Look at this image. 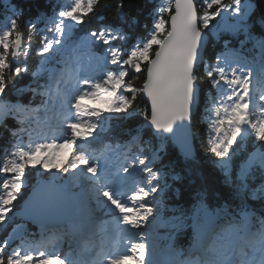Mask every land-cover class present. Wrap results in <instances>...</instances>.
Instances as JSON below:
<instances>
[{
	"label": "snow or ice",
	"instance_id": "snow-or-ice-1",
	"mask_svg": "<svg viewBox=\"0 0 264 264\" xmlns=\"http://www.w3.org/2000/svg\"><path fill=\"white\" fill-rule=\"evenodd\" d=\"M45 3L21 21L0 0V228L15 210L37 229L0 233V264H264V0ZM116 129L118 166L81 146ZM38 167L54 174L17 207ZM58 180L84 187L50 228Z\"/></svg>",
	"mask_w": 264,
	"mask_h": 264
},
{
	"label": "trees",
	"instance_id": "trees-1",
	"mask_svg": "<svg viewBox=\"0 0 264 264\" xmlns=\"http://www.w3.org/2000/svg\"><path fill=\"white\" fill-rule=\"evenodd\" d=\"M19 2L25 8L24 16L21 17V21L26 20V19H29L31 17H34L40 11H49V6L45 3V0H19ZM70 2H71V0H63V3H65V4H68ZM103 2L104 3H110L111 0H103ZM225 2H227V0H225ZM9 15H11V14L4 12L3 9H0V23L5 22V17L6 16H9ZM85 27H90V25H86ZM218 50H219V45H217L216 48H213L212 47V42L210 41L209 48H208V57L209 58L214 57L217 54ZM249 55H254V54H251L250 53ZM29 62L33 66L35 65L36 57H35V54L34 53L30 57ZM140 79L142 80L143 77H141ZM25 82H27V77H25L24 80L21 81V83H25ZM137 83H139V81ZM260 86H257L254 83V87L255 88L256 87H260ZM254 94H255V91H254ZM143 105H144V100L141 99L138 102V106L143 107ZM44 116H45V114L43 112L40 113L41 127L38 128L36 130V132L33 133V138L35 137V135H39L41 132L42 133H45V132L51 130L44 123ZM114 125H115V122H114ZM194 131H199L201 133V136H200L199 141H198V144H197V148L200 150L201 156H204V153H205V151L207 149V142H206L207 138L204 135V125L203 124H200L199 122H197V124H196V126L194 128ZM23 139H24V142L25 143L28 140L27 136H24ZM109 141H111L110 148L111 149L112 148H115L116 151L118 152V156H119L118 158L122 159V155H123L125 149L122 148V147H117L116 146L117 143H123L124 142L123 139H122V136H121V133H120V130L119 129H116L112 134H110L106 138H102L101 140H90V141H88L86 143H82L81 146L88 145V148L89 149L95 148V149L98 150V153H99L100 150H102L103 148H108V147H106V145L109 144ZM6 142H8V137L5 134L4 139L3 140H0V154H2ZM12 143H15V141H13ZM208 159H211V157H208ZM204 167H205V169L207 171L211 172L210 165L205 164ZM53 174L54 173H48V172H46L42 168H30V169H28L27 172H26V179H27L28 183H30L31 185L29 184L30 186H26V188H24L23 194H21V195H26V193L34 186L35 183H37V181H39V180H41L43 178H49ZM62 175H66V174H62ZM66 178L67 177H65V179ZM31 180H33V181H31ZM58 181H62V180H58ZM81 189L82 188H80V187L78 188L77 194L81 193ZM21 200H22V198L20 197L19 200L17 201V207H19L21 205ZM10 217H14V218L13 219H9L7 225H5L4 227L0 228V233H3V235H8L10 229L13 226H15L16 224L25 223V222H22L19 217H15V210H14V213H11L10 214ZM103 219H110V218L109 217H104ZM64 226H66V224ZM26 227L29 230H32V231H36L37 230L36 227L33 226V225H31V224H27L26 223ZM101 227H103V226H101ZM53 228H60V227H53ZM20 231H22V229ZM125 235H127V234H125ZM95 236L97 238L102 239V242H104L105 237H104L103 231H98ZM2 238H3V236H0V239H2ZM36 239L38 240L39 239V236H37Z\"/></svg>",
	"mask_w": 264,
	"mask_h": 264
},
{
	"label": "water",
	"instance_id": "water-1",
	"mask_svg": "<svg viewBox=\"0 0 264 264\" xmlns=\"http://www.w3.org/2000/svg\"><path fill=\"white\" fill-rule=\"evenodd\" d=\"M48 179L49 178H46V179H42L40 181H44V180H48ZM56 183H57L58 187L53 191V195L56 196L57 198H59L63 202L64 207H65L68 215H67V217H65L63 219L53 221L51 224H49V226L61 225V224L68 222V217L71 216V214L74 212V209L77 206V201L75 200V197L73 196V194L71 192V188L70 187L69 188L59 187L60 185H62V183L61 182H56ZM36 184L23 197L21 205H23L24 202L31 196Z\"/></svg>",
	"mask_w": 264,
	"mask_h": 264
},
{
	"label": "rangeland",
	"instance_id": "rangeland-1",
	"mask_svg": "<svg viewBox=\"0 0 264 264\" xmlns=\"http://www.w3.org/2000/svg\"><path fill=\"white\" fill-rule=\"evenodd\" d=\"M71 69H69V74H71ZM254 87V86H253ZM261 88H264V85H261L260 86ZM254 91H255V87H254ZM51 135L52 134V131H50V132H45V133H40L39 135H35V137L33 138L32 137V139L33 140H40L41 138H42V136L43 135ZM27 142H28V140H27ZM26 142V143H27ZM67 149H61V150H59V154H60V157H61V159H63V158H65L66 156H67ZM100 152H103L104 153V157H107L109 160H111V161H113L114 162V164L116 165V166H118L120 163H122L123 161H122V159H120V158H118L119 156H118V152H116V149L115 148H110V147H108V148H103L102 150H100ZM99 154V153H98ZM104 157H102V159H104ZM57 162H59V161H57ZM39 168V167H38ZM31 181H33V180H31ZM30 183H28V181H27V179H26V186H30L29 185ZM83 185V183L81 184V186ZM26 186H25V188H26ZM84 186V185H83ZM75 188H77V187H71V189L72 190H74ZM24 191V189L22 190V192ZM22 221V220H21ZM23 222V221H22ZM16 225H18V224H16ZM109 228H111L112 227V225H110V226H108ZM92 242V241H91Z\"/></svg>",
	"mask_w": 264,
	"mask_h": 264
},
{
	"label": "bare ground",
	"instance_id": "bare-ground-1",
	"mask_svg": "<svg viewBox=\"0 0 264 264\" xmlns=\"http://www.w3.org/2000/svg\"><path fill=\"white\" fill-rule=\"evenodd\" d=\"M43 136H45V135H43ZM43 136H42V137H43ZM83 147H86V148H88V145H84Z\"/></svg>",
	"mask_w": 264,
	"mask_h": 264
}]
</instances>
